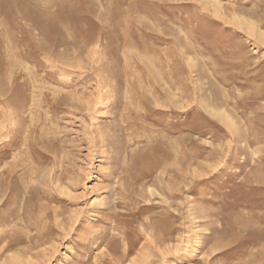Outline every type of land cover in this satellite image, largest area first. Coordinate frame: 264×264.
<instances>
[{
	"label": "rangeland",
	"instance_id": "obj_1",
	"mask_svg": "<svg viewBox=\"0 0 264 264\" xmlns=\"http://www.w3.org/2000/svg\"><path fill=\"white\" fill-rule=\"evenodd\" d=\"M0 264H264V0H0Z\"/></svg>",
	"mask_w": 264,
	"mask_h": 264
},
{
	"label": "bare ground",
	"instance_id": "obj_2",
	"mask_svg": "<svg viewBox=\"0 0 264 264\" xmlns=\"http://www.w3.org/2000/svg\"><path fill=\"white\" fill-rule=\"evenodd\" d=\"M235 19H238L237 17H235ZM222 115V117H223V120L228 124V126L231 128V126H234V124H235V122H234V120H233V118L232 117H230L229 115H227L225 112H222L221 113ZM233 130H234V128H233ZM224 157V156H223ZM104 204V202H102V205ZM102 208V207H101ZM101 210V209H100ZM100 213V212H99ZM100 216V214H98L97 215V217H99Z\"/></svg>",
	"mask_w": 264,
	"mask_h": 264
}]
</instances>
